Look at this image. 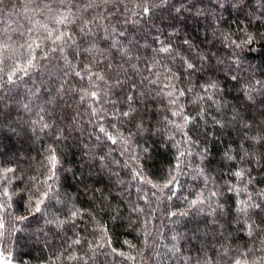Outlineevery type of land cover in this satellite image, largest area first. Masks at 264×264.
Returning <instances> with one entry per match:
<instances>
[{
    "label": "clouds",
    "instance_id": "clouds-1",
    "mask_svg": "<svg viewBox=\"0 0 264 264\" xmlns=\"http://www.w3.org/2000/svg\"><path fill=\"white\" fill-rule=\"evenodd\" d=\"M2 264H264V0H0Z\"/></svg>",
    "mask_w": 264,
    "mask_h": 264
},
{
    "label": "snow or ice",
    "instance_id": "snow-or-ice-1",
    "mask_svg": "<svg viewBox=\"0 0 264 264\" xmlns=\"http://www.w3.org/2000/svg\"><path fill=\"white\" fill-rule=\"evenodd\" d=\"M0 264H2V262H0Z\"/></svg>",
    "mask_w": 264,
    "mask_h": 264
}]
</instances>
